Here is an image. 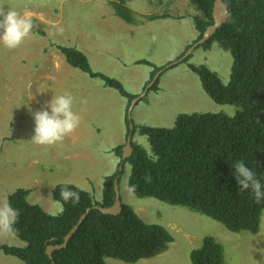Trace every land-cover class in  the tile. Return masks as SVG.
Returning <instances> with one entry per match:
<instances>
[{
  "label": "rangeland",
  "instance_id": "obj_1",
  "mask_svg": "<svg viewBox=\"0 0 264 264\" xmlns=\"http://www.w3.org/2000/svg\"><path fill=\"white\" fill-rule=\"evenodd\" d=\"M127 6L136 24L117 17L109 0H0L5 11L31 13L33 23L19 47L8 49L0 43V201L16 189H26L30 190L28 202L56 215L61 212V203L52 195L56 186L75 185L94 199V193L100 191V201L104 178L119 165L112 149L128 140L129 121L125 118L131 101L102 80L70 67L58 46L82 52L94 72L118 80L128 94L147 95L130 112L129 119L136 127L170 128L179 114L230 115L237 109L215 103L188 68L205 65L227 84L232 57L218 43L207 49L198 47L186 63L177 64L160 77L156 90H151L154 84L148 94L144 93V88L155 81L158 69L185 56L188 46L197 42L193 18L203 13L189 0H128ZM153 15L166 18L150 20ZM141 61L150 66L139 64ZM65 93L74 97L79 127L58 145H35L31 141L33 113L52 97ZM144 138L136 129L134 143L149 150ZM42 150H47V155L36 160L35 155ZM129 170L125 166L120 181L123 203L144 222L167 228L174 238L167 251L135 264H191V250L201 246L206 237L221 243L227 262L234 254L233 264H264V211L258 234L234 233L185 207L129 193ZM0 245L24 247L25 243L15 236H0ZM0 264L24 263L0 251ZM106 264L127 263L106 259Z\"/></svg>",
  "mask_w": 264,
  "mask_h": 264
},
{
  "label": "trees",
  "instance_id": "obj_2",
  "mask_svg": "<svg viewBox=\"0 0 264 264\" xmlns=\"http://www.w3.org/2000/svg\"><path fill=\"white\" fill-rule=\"evenodd\" d=\"M222 1L227 7L228 19L200 47L207 49L217 42L231 55L228 83L223 84L205 65L188 67L215 103L242 110L236 111L234 117L224 113L183 114L169 130L140 127V135L149 136L152 154L159 158L153 161L142 148L134 146L127 185H135L133 194L140 199L152 198L179 205L219 222L231 232L256 235L260 231L264 201L257 204L250 192L238 193L233 162L244 160L264 183V0ZM126 2L109 0L117 17L128 24H136ZM213 2L189 0L192 7L203 13L202 17L193 18L198 39L213 24ZM155 18L166 17H151ZM57 48L70 67L92 79L102 80L106 87L118 91L129 101L135 98L118 80L94 72L82 52L66 46ZM139 64L150 66L147 61ZM174 67L176 65L171 68ZM156 89L155 84L151 90ZM125 120L128 122L127 117ZM162 130L171 138L163 136ZM160 170L164 172L158 178ZM116 174L104 178L102 203H92L90 193L72 184L58 185L52 195L55 201L63 204V210L56 215L28 202L29 190L16 189L7 200L20 211L14 225L18 230L15 237L25 246L0 245V251L24 264H106V259L135 264L164 253L174 241L167 228L144 222L126 204L115 216L92 209V205L109 207L113 204ZM65 185L79 192V203H64L60 199V188ZM87 208L90 211L66 247L53 250L49 257L47 247L62 244ZM233 255L227 262L221 243L206 237L201 246L191 250L190 261L191 264H233Z\"/></svg>",
  "mask_w": 264,
  "mask_h": 264
},
{
  "label": "clouds",
  "instance_id": "obj_3",
  "mask_svg": "<svg viewBox=\"0 0 264 264\" xmlns=\"http://www.w3.org/2000/svg\"><path fill=\"white\" fill-rule=\"evenodd\" d=\"M127 2H128V0H127ZM127 2H126V6H127ZM153 16L164 17V15H153ZM149 19L150 20H164L165 18L151 19V17H149ZM32 28H33V23L31 20V13L25 12L23 15H21L20 13H18L15 10L8 9L7 11H5L4 7H0V43H2L4 47H6L8 49H15V48L19 47L22 44V42L24 41V39L29 36ZM213 43H217V42H213ZM193 44H191L190 46H192ZM200 46L201 45L197 46L194 50L198 49V47H200ZM201 48L204 49L203 47H201ZM192 52L186 58H184L182 61L177 62L176 64H172L168 68H166V66H167L166 65L163 68L158 69L157 73L159 71H161L162 69H164V70L159 73V75L157 76V78L153 82L152 86L154 84L157 85L160 77L163 74H165L168 70L172 69L171 67L173 65L177 66V64L186 63L189 59H191ZM181 58H183V57H181ZM179 59H177V60H179ZM195 67H197V66H195ZM157 73H155L154 76ZM153 77H152V79H153ZM152 79H151V81H152ZM152 86L146 91V94H148V92L152 88ZM145 88H144V90H145ZM145 97L147 98V95L143 97L144 99L139 98L137 100V102L133 106L132 113L134 111V108L140 102H142L143 100L146 99ZM136 98H138V96H136L134 99H136ZM134 99H132L131 102ZM73 103H74V97L70 93H65L63 95H58V96L52 97V99L47 103V105L44 108H42L39 111L34 112L33 118H34V125L35 126H34V135L31 137V141L33 143H35V145H42V146H53V145H56L58 143L63 142L65 137L67 135H69L70 133L74 132L79 127V124H80V116L76 112L73 111ZM81 103H86V101H81ZM129 107L127 109V119L129 121V127L127 129V136H129V134L131 132L130 148H129L130 152L128 153V155L124 156V151L122 150L123 147H126L128 140L125 141L124 143H119V145L116 146V147H121V150H115L116 147L112 149V153L116 157V165L119 164L117 167H115V171L113 173V174L117 173L116 178L114 179V201H115V181H117V187H118V191H119V199L121 201V210H122V205L124 203L122 201V197L120 194V181H121V178L124 174L125 166L127 169L128 168L132 169L131 158L135 152L134 146L142 148L149 156H151L153 161H155L159 158L158 156L152 154V145L150 143V139H149L148 135H146V134L140 135V133H139L140 136L145 137L144 138L145 142L148 141L149 150H145L143 147L134 143L135 140L133 141V135L136 133V129H138V131H139V128L142 126L136 127L135 125H133L132 121H130V119H129L130 113L128 114ZM241 110L242 109H235L230 115H232L234 117L236 114V111H241ZM227 112L230 113L229 111H227ZM187 114H191V113H187ZM180 115H183V114H179L178 116H180ZM130 126H132V129H130ZM173 126H174V124H173ZM173 126L170 128H164V129L169 130V129H172ZM153 128L158 129L160 127H153ZM162 135L166 136V137H170L164 131H163ZM47 153H48L47 150H42V152L35 155V159L36 160L40 159L41 157H44L45 155H47ZM36 164L39 165L40 163H38V161H36ZM163 172L164 171L160 170L158 178L161 177ZM121 173H122V175H121ZM113 174H111V175H113ZM233 175L235 176V179L237 182L238 193L250 192L252 198L254 199V201L257 204L264 201V183H262V179L260 177H258L257 172L254 171L252 168L248 167L245 164L244 160L241 159V160H237V161L233 162ZM148 179H150V177ZM54 190L52 191V193L54 192ZM92 191L94 192V187L92 188ZM126 191H128L129 193H134L135 185L127 186ZM99 192L100 191H97L94 193L97 196V199H94L92 197L93 198L92 203H94L95 201H98ZM29 193H30V190H29ZM59 195H60V199L64 203H68V202H71L73 204L79 203V199H80L79 192L73 191L67 185L60 188ZM102 202H103V184H102V198L100 200V203H102ZM32 204H35V203H32ZM91 207H92V209L97 208L99 210V207H103V205H92ZM156 208L159 210V207L156 206ZM62 210H63V204H61V211ZM89 211H90V208H87L85 212L88 213ZM19 215H20V211L16 208H13L11 203L7 199L0 201V236L7 237V236L17 235L18 230L14 227V225L18 221ZM251 257H253V256H251Z\"/></svg>",
  "mask_w": 264,
  "mask_h": 264
},
{
  "label": "water",
  "instance_id": "obj_4",
  "mask_svg": "<svg viewBox=\"0 0 264 264\" xmlns=\"http://www.w3.org/2000/svg\"><path fill=\"white\" fill-rule=\"evenodd\" d=\"M227 7L226 5L223 3L222 0H214L213 2V8H212V18H213V24L208 26L206 28V30L204 31L202 37L196 42L194 43L192 46L189 47L187 54L185 56H183V58H180L179 60L169 64L166 66V68H168L170 65L172 64H176L177 62L182 61L184 58H186L189 54H191V52L199 45L204 44L210 37H212V35L219 29V27H221L223 24L226 23L227 19H228V13H227ZM164 69H162L161 71H159L156 74L155 79L157 78V76L159 75L160 72H162ZM153 83H151L148 87L145 88L144 93H146V91L152 86ZM142 97V96H141ZM141 97H138L136 99H134L131 102V105L129 107L128 110V114L132 111L134 104L137 102V100ZM130 129H132V126H130ZM130 139H131V132L128 136V143L126 145V147H123V151H124V156L128 155V153L130 152L129 148H130ZM99 210L101 211V213L103 214H107V215H117L120 213L121 211V201L119 199V191H118V187H117V181H115V201L114 203L110 206V207H99ZM87 212L83 213L77 223L72 227V229L66 234V236L64 237V241L62 244H58V245H54V246H48L46 249V253L48 254L49 257H51V253L53 250L55 249H61L66 247L67 242L69 241V239L71 238V236L73 235V233L79 228L80 224L84 221L85 217H86ZM52 264H54V262H52Z\"/></svg>",
  "mask_w": 264,
  "mask_h": 264
}]
</instances>
